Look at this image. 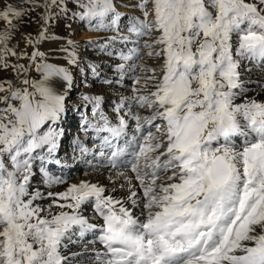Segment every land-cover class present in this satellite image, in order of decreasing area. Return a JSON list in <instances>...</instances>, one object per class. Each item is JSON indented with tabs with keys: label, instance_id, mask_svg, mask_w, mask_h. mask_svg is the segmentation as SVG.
I'll return each instance as SVG.
<instances>
[{
	"label": "snow or ice",
	"instance_id": "snow-or-ice-1",
	"mask_svg": "<svg viewBox=\"0 0 264 264\" xmlns=\"http://www.w3.org/2000/svg\"><path fill=\"white\" fill-rule=\"evenodd\" d=\"M0 2V73H11L0 77V264H264V0H136L127 24L117 0ZM37 9L33 50L9 47ZM69 15L134 45L119 52L115 83L133 74L113 115L102 96L82 97L93 147L77 137L74 159L107 169V185L49 170L64 166L63 125L79 109L69 68L39 45L60 39L48 26ZM145 55L158 68L129 64Z\"/></svg>",
	"mask_w": 264,
	"mask_h": 264
},
{
	"label": "rangeland",
	"instance_id": "rangeland-1",
	"mask_svg": "<svg viewBox=\"0 0 264 264\" xmlns=\"http://www.w3.org/2000/svg\"><path fill=\"white\" fill-rule=\"evenodd\" d=\"M1 6H3V3ZM71 5V6H70ZM74 6V5H73ZM72 4H69V7L72 8L73 11H77ZM43 12V9H37L35 12L31 14V17H25V23H23L19 29L15 32V36L9 44V47L20 44L19 48H24L26 46L24 37L26 35H32L35 37L39 34L41 30L42 21L40 20V13ZM125 16L122 18L123 23L127 24V16L130 14H134L133 12H125ZM135 15V14H134ZM140 15V12H139ZM64 18H59L53 22H51L48 26V33L52 36L59 37L60 39L55 40H47L48 44L52 47H65L67 45L68 40H72L76 45V52L79 56L80 63L76 66L69 65V70L73 76V87L68 92V106L69 109L78 108V111H70L71 116H73V123H68L64 126L65 128V138L62 141V148L59 152L58 156L62 160L63 168L59 165H53L49 167V170L53 175L59 176L63 175L64 178L68 181V183H75L83 179H90L88 175V165L79 159H74V157L79 156V151L75 149V144L77 137L80 140H83L85 143H91V140L85 137V134L81 128L82 120L81 116L85 113L91 116V106H87V108L83 107L82 97L84 95H99L103 97V106L105 111L109 113V115H113L112 106L113 103L119 100L121 94L129 95L130 92L128 88L131 86V75L133 73L129 72L125 75L124 80L121 84L115 83L116 80L119 79V75L116 71V66L122 63L119 59V52L123 50L125 53L129 48L134 47L132 44H128L127 46L121 44L120 42H109L108 38L111 36H115L114 32L106 31H94L86 22L81 23V26L77 27L76 32H63L61 31L60 23L64 22ZM95 23V22H93ZM60 25V26H59ZM63 27H65L63 25ZM60 28V29H59ZM67 28V27H65ZM72 29V28H71ZM63 32V33H62ZM103 32V34H102ZM124 35H128L126 28L122 30ZM61 33V34H59ZM101 33V34H100ZM105 33V34H104ZM89 41H93L94 43L89 44ZM65 45V46H64ZM43 44L39 45L40 50ZM67 47V46H66ZM104 47L107 48L108 51L112 52V55H108L107 51L102 50ZM48 50V49H47ZM17 51H19L17 49ZM94 51H104L106 54H95ZM147 51V50H146ZM66 55V54H65ZM13 62H15V58H11ZM99 60V61H98ZM23 61V60H22ZM21 61V62H22ZM68 62V61H67ZM26 63V61H23ZM131 63H142L146 68L154 67L158 68V62L147 55L143 57L140 61H131ZM95 65L98 76H94L92 74L91 69L88 65ZM127 67V65H126ZM257 73H260L258 70H255ZM254 71V72H255ZM105 80H111L113 83L106 84ZM144 114V113H142ZM77 150V151H76ZM86 159H91V157H87ZM75 162H83L77 168L75 167ZM87 173V175H85ZM108 177V171H102L96 175V179H101L102 181L106 180ZM35 179V183L37 185H42L40 174L37 173ZM108 180V179H107ZM60 185V186H66Z\"/></svg>",
	"mask_w": 264,
	"mask_h": 264
},
{
	"label": "bare ground",
	"instance_id": "bare-ground-1",
	"mask_svg": "<svg viewBox=\"0 0 264 264\" xmlns=\"http://www.w3.org/2000/svg\"><path fill=\"white\" fill-rule=\"evenodd\" d=\"M136 2V0H117V4H118V9H119V11L120 12H122V13H125V12H133L135 15H137V16H139V11L138 10H135V9H132V8H129V7H126V5L127 4H129V3H135ZM71 6V5H70ZM73 6V5H72ZM0 7H3V6H1V3H0ZM74 7V6H73ZM75 8V7H74ZM64 18V22H62V23H60V25H61V31H63V32H72V33H75L76 32V29H77V27H79V26H81V23H83L84 21H80V20H78V19H73L72 17H71V15H69L68 17H63ZM0 23H2V22H0ZM87 24V23H86ZM59 25V26H60ZM63 25L65 26V27H67V28H65V27H63ZM88 25V24H87ZM72 28V29H71ZM60 29V28H59ZM70 30V31H69ZM62 32V33H63ZM106 34H107V32H105ZM104 33V34H105ZM59 34H61V33H59ZM101 34V33H100ZM102 34H103V32H102ZM20 45V44H19ZM21 46V45H20ZM65 46V45H64ZM67 46V45H66ZM65 46V47H66ZM27 50L29 53L33 50L32 49V47L31 46H28V45H26L24 48H19L18 47V50L20 51V50ZM41 49H42V51H44V52H47V53H49L50 54V60H49V62L50 63H57V64H59L60 66H64V67H67V68H69V64H68V62H67V60L65 59V53H63V52H61L60 51V49H61V47H52L51 45H49L48 44V42L47 41H45L44 43H43V46L41 47ZM48 49V50H47ZM94 53L95 54H99V53H102V54H106V52H104V51H102V52H100V51H94ZM24 61V60H23ZM23 61L21 62V63H23ZM99 61V60H98ZM72 66H74V65H72ZM255 71V70H254ZM253 71V73L251 74L252 75V78L253 79H258V78H260V73H257L256 71L254 72ZM0 77H8V78H11V73L10 72H7V73H0ZM69 97V96H68ZM259 98H264V94H262L261 95V97H258V99ZM71 111V110H70ZM68 112V115H67V118H66V120H65V122H64V125L63 126H65L66 124H68V123H73L74 121H72L73 120V116H71L70 114H71V112ZM145 114V113H144ZM86 137V136H85ZM89 147H93V144H92V142L91 143H86ZM77 151V150H76ZM83 162H75V167L77 168L79 165H81ZM51 166H53V165H49V167H51ZM89 168V167H88ZM102 171H108L107 169H99L97 172H93L90 168L88 169V175H89V177H90V179L89 180H91L92 182H96L97 181V179H96V175L98 174V173H101ZM129 174H131V173H129ZM34 181H35V179H34ZM99 181L101 182V183H103V184H105V185H107L108 184V180H107V178H106V180H104V181H102L101 179H99ZM79 182V181H78ZM119 182V181H118ZM76 183V182H75ZM70 184V183H69ZM39 186V185H38ZM39 187H41V190L42 191H45L46 189L44 188V186H43V184L42 185H40ZM67 187V185L66 186H56V187H54L53 189H52V191H57V192H59V191H63L65 188ZM44 203H47V201H45ZM87 214V213H86ZM90 238V237H89ZM97 247H102V246H100V245H97ZM70 250L71 251H78L79 250V248L77 247V246H75V245H70Z\"/></svg>",
	"mask_w": 264,
	"mask_h": 264
}]
</instances>
